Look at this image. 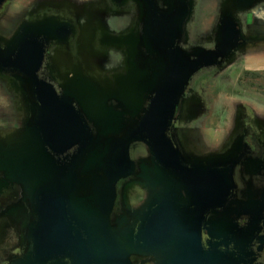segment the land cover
Returning a JSON list of instances; mask_svg holds the SVG:
<instances>
[{"label":"flooded vegetation","instance_id":"obj_1","mask_svg":"<svg viewBox=\"0 0 264 264\" xmlns=\"http://www.w3.org/2000/svg\"><path fill=\"white\" fill-rule=\"evenodd\" d=\"M53 1L0 0V89L3 87L10 96L7 98L0 91L4 97L1 100L9 109L0 116V264H9L24 251L25 220L33 214V207L23 184L26 176L29 183L40 180L47 166V156L37 157V151H48L57 161L54 168H62L78 150L73 145L57 152L37 142L36 138L44 136L34 121L38 102L30 90L35 85L26 81L24 69L34 70L58 97L48 93L46 129L51 136H62L67 120L74 123L79 117L94 130L98 129L94 123L99 121L126 126L146 113L155 86L166 80L169 70L170 60L163 56L162 47L153 49L144 40V8L140 0H61L57 10ZM199 2V9H210L209 18L192 21L191 13L185 35L175 41L184 64L195 61L196 49L215 48L221 6L225 3L229 4L226 10L238 34L230 53L223 50L214 64L199 68L182 83L181 76L170 77L172 89L165 99L174 104V110L166 135L184 160L212 164L230 176L231 188L221 198L222 203L204 207L200 212L203 245L213 233L230 234L252 264H264V113L257 111L264 109L254 105L252 99L256 96L243 100L230 115L217 110L214 104L215 82L233 62L238 66L240 90L253 87L264 91V82H251L264 79V0ZM157 5L160 9L166 7L162 1H157ZM195 32L199 33L196 37ZM15 83L29 97L28 106L20 101L16 91H11ZM259 95L257 98L264 100V92ZM181 129H189L192 134L205 132L214 142L213 150L203 153L207 158L184 156ZM26 152L32 155L27 166L20 162ZM129 157L134 161L147 159L146 146L142 142L131 143ZM21 166L29 171L13 172ZM48 176L52 181L54 177L62 179L63 173L49 171ZM157 190L161 195L165 193L163 185ZM149 195L148 185L139 184L134 175L120 180L113 214L121 215L127 208L132 211ZM176 195L183 201L186 196L183 189L177 190ZM189 203L181 202L180 209L192 208ZM233 246L231 242L228 248ZM136 264L154 262L145 256Z\"/></svg>","mask_w":264,"mask_h":264},{"label":"water","instance_id":"obj_2","mask_svg":"<svg viewBox=\"0 0 264 264\" xmlns=\"http://www.w3.org/2000/svg\"><path fill=\"white\" fill-rule=\"evenodd\" d=\"M140 1L144 8V40L153 49L157 45L162 47L163 56L170 63L166 80L155 86L146 113L126 126L99 121L94 123L98 126L94 130L79 117L74 123L67 120L62 136L49 135L47 99L49 95L58 97L46 82L38 79L34 70L24 69L26 81L35 85L30 90L38 102L34 121L44 136L36 138L37 142L57 152L73 145L78 150L62 168H54L57 161L48 151L47 154L37 151V157L47 156L44 159L47 166L40 180L29 183V177H25L23 185L32 201L33 214L25 220L23 254L15 256L9 264H136L145 256L154 264H252L239 249L235 236L217 232L206 245L201 240L200 212L204 207L222 203L221 198L231 188L230 176L212 164L184 160L166 135L174 110V104L165 99L172 89L170 77L181 76L182 83L199 68L214 64L223 50L230 53L238 34L236 24L223 14L215 48L196 49L195 61L184 64L175 41L185 35L193 0ZM157 1H162L165 9H160ZM133 142L146 146L147 159L134 161L129 157ZM31 156L24 153L20 162L26 164ZM22 167L13 172L29 171ZM55 170L63 173L62 179L54 177L55 180L49 181V171ZM131 175L139 184L148 185L150 195L132 211L127 208L121 215H114L118 183ZM159 185L165 189L162 195L157 190ZM182 189L186 194L184 201L176 195ZM189 201L192 208L181 210V202ZM231 242L233 249L228 248Z\"/></svg>","mask_w":264,"mask_h":264},{"label":"rangeland","instance_id":"obj_3","mask_svg":"<svg viewBox=\"0 0 264 264\" xmlns=\"http://www.w3.org/2000/svg\"><path fill=\"white\" fill-rule=\"evenodd\" d=\"M193 2H194V4H193V11H192L191 20L196 21V19L204 20V19L209 18L208 14H210V9L207 8L208 10H206V12H207L206 13L204 11V8H202V10H201V9H199V7H197V6H199L198 3L200 4L199 0H193ZM60 3H61V0H54L52 2L55 10H57L56 7H58V8L60 7ZM225 4L221 6V8L223 7L221 9L222 10L221 11V17L223 16V14L228 15V13H226V12H228V10H226V9H227V6H229V4L228 5H225ZM53 6H51V7L53 8ZM207 27H209V26H207ZM198 34H199L198 32L197 33L195 32L194 37L198 36ZM118 38H121V37H118ZM101 76H103V75H101ZM238 77H239V70H238V66L235 62L230 64V66H228V68L225 69L224 72H221V74L218 76V79L215 82L218 84L216 86L217 91L215 94V102H214L217 110H220V111L222 110V113H224L225 115H230V114L234 113L235 108L243 100L248 101L250 96H256L252 99L254 105H256V107L264 109V100L257 98V97H260L259 93L264 92V91L254 90L253 87H250L245 91L240 90V88H238V86H237L238 85ZM244 80H245V82H250L249 79H244ZM251 82L262 83V82H264V79L253 80ZM12 90L16 91L20 101L25 106L29 105V97L27 96V94L23 88H21L18 84L15 83L12 85L11 91ZM0 91H2L6 95L7 98L8 97L10 98L9 94L7 92H4L6 90L3 87L0 89ZM3 98L0 96V116L3 113L8 112V110H9L1 100ZM257 111L260 113H264V112H261L259 110H257ZM179 139L181 142L183 154L188 159L203 160V158L208 157V155H204L203 153L208 152V151H212L213 148L215 147L214 142L207 138V136L205 135V132H200L198 134H192L189 129H181L179 131ZM198 141L199 142L201 141V142L199 143ZM212 154H214V156H219V154H216L214 152ZM22 224H23V222H22ZM14 241H15V239H14Z\"/></svg>","mask_w":264,"mask_h":264}]
</instances>
